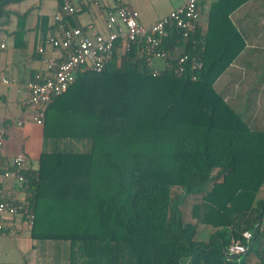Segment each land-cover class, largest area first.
Returning <instances> with one entry per match:
<instances>
[{
    "label": "trees",
    "instance_id": "16d2710c",
    "mask_svg": "<svg viewBox=\"0 0 264 264\" xmlns=\"http://www.w3.org/2000/svg\"><path fill=\"white\" fill-rule=\"evenodd\" d=\"M21 1L0 0V31ZM246 1L205 0V29L188 38L172 31L163 43L168 62L195 55L201 69L178 76L161 65L153 75L133 45L50 100L37 166L24 171L44 264H242L224 249L263 218L264 199L259 219L245 217L264 180V130L250 128L214 82L244 47L230 14ZM59 2L67 23L79 10L66 16ZM189 198L194 221L183 211ZM198 223L218 228L208 243L195 239Z\"/></svg>",
    "mask_w": 264,
    "mask_h": 264
},
{
    "label": "crops",
    "instance_id": "0c3cea01",
    "mask_svg": "<svg viewBox=\"0 0 264 264\" xmlns=\"http://www.w3.org/2000/svg\"><path fill=\"white\" fill-rule=\"evenodd\" d=\"M72 1L79 12L67 20L69 25L83 28L91 25L92 30L103 31V14L112 0H101L102 6L99 8L90 0ZM125 1L138 11L140 22L149 25L186 0H175L173 3H169L172 0H167L168 4L163 9L158 8L163 0ZM208 5L209 2H206L201 10L202 29L206 26ZM59 7V0H23L12 4L9 6L11 10L9 22L0 31V77L10 80L7 84L0 81V120L14 123L22 121L20 125H12L4 136L0 156L7 161L16 153L24 152L29 168L37 166L38 156L42 150V126L29 119L25 107L28 93L26 83L36 72L45 71V58L59 56L58 52L49 45H45L42 54L37 52L42 36L51 32L53 15L59 12ZM45 8L49 12H46ZM24 13L26 16L22 23V38L19 45H15L13 33L18 27L19 18ZM40 15L48 16L46 23L39 22ZM230 20L241 34L244 47L217 77L214 87L250 128L264 130V87L261 93L257 92L256 95H253L247 87L248 84L251 86L259 80L255 79L256 75L262 76L260 84L264 85V1L244 2L232 11ZM22 40L24 45L20 47ZM156 63L161 66L158 61ZM254 102L257 104L254 105ZM262 199H264V180L257 191L253 211L247 214L246 219L253 220L257 214L259 216L261 210L257 208V201ZM193 203L194 200L189 198L186 209L183 208L185 218L189 221H194L191 216ZM7 225L11 231L7 229L5 232H0V264H40L38 247L30 236L29 227L17 220ZM217 230L218 228L211 225L198 223L195 239L208 243L212 237H215ZM229 230L228 228L227 231ZM240 259L242 264H264V232L253 239L250 248L240 256Z\"/></svg>",
    "mask_w": 264,
    "mask_h": 264
},
{
    "label": "built area",
    "instance_id": "2783aa9c",
    "mask_svg": "<svg viewBox=\"0 0 264 264\" xmlns=\"http://www.w3.org/2000/svg\"><path fill=\"white\" fill-rule=\"evenodd\" d=\"M90 1L98 8L102 6L101 0ZM205 3V0H186L153 23L145 25L140 22L138 11L125 0H112L103 14L101 32L92 30L91 25L84 29L68 26L62 21L61 12H57L53 15V20L57 22L56 34L47 36L44 43L37 47V52L42 54L45 45H49L59 56L45 58V71L36 72L26 83L28 93L25 107L29 119L41 125L50 100L66 91L78 75L101 71L115 50L124 52L133 45L139 46L148 65L152 67L153 75L159 74L160 70L153 66L154 59L161 60L162 67L172 69L178 76L188 69H201L202 62L195 55L181 54L173 64L168 62L169 52L163 43L172 31L183 38L195 33ZM61 9L66 16L78 11L72 0H62ZM191 78L195 79V75L191 74ZM0 81L5 84L10 82L6 77H0ZM21 123L0 120V147L10 127ZM27 168L24 152L16 153L6 162H0V232L7 231V224L15 220L29 228L34 222V215L29 212L26 202L28 185L24 171ZM260 231H264V218L255 222L251 228L242 229L239 237L231 238L224 249L226 256L239 259L248 251L255 234Z\"/></svg>",
    "mask_w": 264,
    "mask_h": 264
},
{
    "label": "rangeland",
    "instance_id": "374dc122",
    "mask_svg": "<svg viewBox=\"0 0 264 264\" xmlns=\"http://www.w3.org/2000/svg\"><path fill=\"white\" fill-rule=\"evenodd\" d=\"M175 0H172V1H170L169 3H173ZM168 4V1L166 0V1H162V4H160V7H158V8H161V9H163V8H165L166 7V5ZM159 5V4H158ZM45 11L46 12H49L48 10H47V8H45ZM159 62V64H161L162 65V63H160V60L159 59H154V62H153V66L154 67H159L158 66V64L156 63V62ZM262 76H255V79H259V80H257L253 85H249L248 84V88L250 89V91L253 93V95L255 94H257V92L258 93H261V91H262V88L264 87V85H261L260 84V78H261ZM244 88V87H243ZM242 90H244V89H242ZM243 91H241V93H242ZM257 103L256 102H254V105H256ZM184 209H186V205L183 207ZM52 259V258H51ZM48 258L47 259H44V260H42V259H40V261H41V264H44V261L46 262H48ZM53 262V261H52ZM51 262V263H52Z\"/></svg>",
    "mask_w": 264,
    "mask_h": 264
}]
</instances>
